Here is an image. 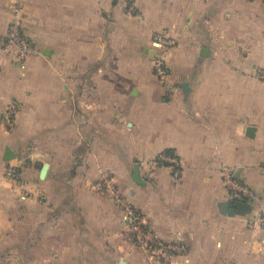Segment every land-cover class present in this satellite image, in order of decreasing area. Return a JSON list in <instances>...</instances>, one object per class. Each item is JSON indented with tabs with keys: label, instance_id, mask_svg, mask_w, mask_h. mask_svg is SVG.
I'll list each match as a JSON object with an SVG mask.
<instances>
[{
	"label": "crops",
	"instance_id": "1",
	"mask_svg": "<svg viewBox=\"0 0 264 264\" xmlns=\"http://www.w3.org/2000/svg\"><path fill=\"white\" fill-rule=\"evenodd\" d=\"M13 1L0 0V264H151L126 205L183 243L170 264H264V0H21L20 65L3 51ZM165 150L176 179L150 167ZM222 164L252 197L227 190ZM234 199L251 211H223Z\"/></svg>",
	"mask_w": 264,
	"mask_h": 264
},
{
	"label": "built area",
	"instance_id": "2",
	"mask_svg": "<svg viewBox=\"0 0 264 264\" xmlns=\"http://www.w3.org/2000/svg\"><path fill=\"white\" fill-rule=\"evenodd\" d=\"M21 0H15L11 4L12 18L3 41V51L8 54L13 51V61L20 65L30 51L29 40L23 31V24L20 17ZM155 52L152 58L154 74L163 83H168V71L165 64V51L174 43L173 39L165 32H157L153 35ZM264 80V71L260 72ZM17 108L11 105L5 114L3 120L8 128L15 125ZM167 163L172 176L176 179L181 173V163L179 159L165 152L159 153L151 159L150 167L154 168L159 163ZM15 168L9 167L8 173L14 174ZM221 176L227 190L236 197H252L253 191L243 182L235 177L234 169L230 165L222 164ZM126 208V226L128 227V238L135 241L147 253V259L151 264H170L176 252L184 249L183 243L178 241H164L159 239L150 229H148L140 213L130 206Z\"/></svg>",
	"mask_w": 264,
	"mask_h": 264
},
{
	"label": "water",
	"instance_id": "3",
	"mask_svg": "<svg viewBox=\"0 0 264 264\" xmlns=\"http://www.w3.org/2000/svg\"><path fill=\"white\" fill-rule=\"evenodd\" d=\"M183 88H185V85H182ZM253 130L254 127L253 126H249L247 127V134L248 135H253ZM14 156V153L11 151V149L9 147L5 148V158L6 159H10ZM48 164L45 163L43 164L42 168H41V172H40V176L44 177L46 169H47ZM139 166L138 164H136V166L134 167L133 170V179L137 182H141V178L139 176ZM251 205L243 199H234L232 201H225L223 203V211H227V209L231 210L233 213H237V214H246L248 212L251 211Z\"/></svg>",
	"mask_w": 264,
	"mask_h": 264
},
{
	"label": "trees",
	"instance_id": "4",
	"mask_svg": "<svg viewBox=\"0 0 264 264\" xmlns=\"http://www.w3.org/2000/svg\"><path fill=\"white\" fill-rule=\"evenodd\" d=\"M164 152L168 153V154H173V152L171 150H165ZM15 172H17V169L15 170Z\"/></svg>",
	"mask_w": 264,
	"mask_h": 264
}]
</instances>
